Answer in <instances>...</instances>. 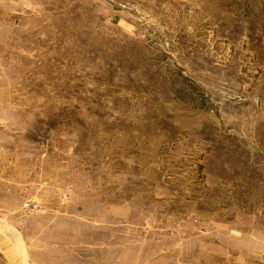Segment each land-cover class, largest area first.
<instances>
[{"label": "rangeland", "instance_id": "obj_1", "mask_svg": "<svg viewBox=\"0 0 264 264\" xmlns=\"http://www.w3.org/2000/svg\"><path fill=\"white\" fill-rule=\"evenodd\" d=\"M0 264H264V0H0Z\"/></svg>", "mask_w": 264, "mask_h": 264}]
</instances>
